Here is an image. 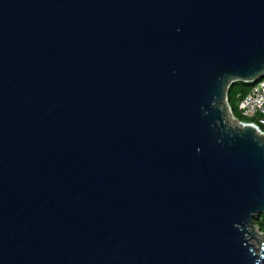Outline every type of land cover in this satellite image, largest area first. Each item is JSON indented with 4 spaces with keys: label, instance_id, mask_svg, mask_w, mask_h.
<instances>
[{
    "label": "water",
    "instance_id": "obj_1",
    "mask_svg": "<svg viewBox=\"0 0 264 264\" xmlns=\"http://www.w3.org/2000/svg\"><path fill=\"white\" fill-rule=\"evenodd\" d=\"M263 78L264 0H0V264H264Z\"/></svg>",
    "mask_w": 264,
    "mask_h": 264
},
{
    "label": "built area",
    "instance_id": "obj_2",
    "mask_svg": "<svg viewBox=\"0 0 264 264\" xmlns=\"http://www.w3.org/2000/svg\"><path fill=\"white\" fill-rule=\"evenodd\" d=\"M237 111L246 122L264 134V78L251 84L237 102Z\"/></svg>",
    "mask_w": 264,
    "mask_h": 264
},
{
    "label": "trees",
    "instance_id": "obj_3",
    "mask_svg": "<svg viewBox=\"0 0 264 264\" xmlns=\"http://www.w3.org/2000/svg\"><path fill=\"white\" fill-rule=\"evenodd\" d=\"M251 85L245 84L239 81L231 83L225 92V100L226 104L228 106V109L230 110V114L232 117H234L235 120L240 122H246L242 117H240L238 111H237V102L239 99L247 92L248 88ZM254 225L260 230V232L264 231V217L259 216L255 222Z\"/></svg>",
    "mask_w": 264,
    "mask_h": 264
},
{
    "label": "bare ground",
    "instance_id": "obj_4",
    "mask_svg": "<svg viewBox=\"0 0 264 264\" xmlns=\"http://www.w3.org/2000/svg\"><path fill=\"white\" fill-rule=\"evenodd\" d=\"M228 114H229V116L231 117V119H232V121L235 123V124H237V122L234 120V118L232 117V115L230 114V112L228 111ZM224 120L226 121V117L224 116ZM228 125H229V123H227ZM238 125V124H237ZM248 231L250 232V233H252L253 231L255 232H253L254 233V237H255V239H257L258 241H260V240H262L263 239V235H260V234H258L256 231H255V229H249L248 228Z\"/></svg>",
    "mask_w": 264,
    "mask_h": 264
},
{
    "label": "rangeland",
    "instance_id": "obj_5",
    "mask_svg": "<svg viewBox=\"0 0 264 264\" xmlns=\"http://www.w3.org/2000/svg\"><path fill=\"white\" fill-rule=\"evenodd\" d=\"M230 112V111H229ZM234 118V117H233ZM253 229H255V231L258 233V234H260V235H263L264 236V231L263 232H260V230L253 224ZM250 243L254 246V247H256V242L254 241V240H250Z\"/></svg>",
    "mask_w": 264,
    "mask_h": 264
}]
</instances>
